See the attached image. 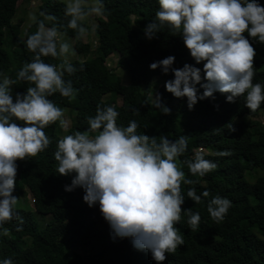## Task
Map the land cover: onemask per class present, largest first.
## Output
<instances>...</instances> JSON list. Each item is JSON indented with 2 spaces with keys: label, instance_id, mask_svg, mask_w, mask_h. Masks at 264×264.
I'll return each mask as SVG.
<instances>
[{
  "label": "clouds",
  "instance_id": "clouds-1",
  "mask_svg": "<svg viewBox=\"0 0 264 264\" xmlns=\"http://www.w3.org/2000/svg\"><path fill=\"white\" fill-rule=\"evenodd\" d=\"M64 5L67 25L47 10L29 13L36 31L24 33L22 43L30 58L15 74V79L0 72V235L8 237L5 225L16 221V232L23 231L25 223L18 211L19 197L13 195L17 186L18 161H29L45 152L53 143L45 131L59 122L67 131L69 122L64 109L50 97L59 94L69 102L78 89L66 79L79 69L69 60L77 52L64 39L66 27L75 33L77 41L86 40L96 25L90 18H106L104 0H60ZM155 17L144 27V37L158 39V33L167 28L171 36L180 37L195 65L185 63L173 67L176 57L169 55L149 64L150 70L170 72L174 78L164 84L165 90L177 99L186 98L189 111L202 100L214 99L215 93L225 95L227 103L243 97L245 107L255 113L264 104V83H253L256 76L253 46H264V5L259 0H157ZM49 24L51 26H49ZM58 63H47L45 58ZM203 73V75H202ZM18 82L27 84L24 92H15ZM197 85L203 89L199 92ZM154 107L161 114L171 115V108L163 103L162 94H156ZM219 106L217 105V108ZM133 116L140 108L131 109ZM120 112L115 105L97 104L95 115L86 117L87 128L75 129L55 141L52 153L57 162V173L71 177L65 192L83 190V201L91 208L99 205L103 219L108 223L115 240L129 239L134 249L150 254L156 264H163L168 254L175 253L184 244L177 225L185 216L188 228L196 232L201 214L184 209L182 185H195L198 180L186 178L182 165L191 176L204 177L215 171L218 164L196 153L192 159L180 160L188 151V135L170 139L168 134L148 135L138 131L136 119L127 125L118 123ZM146 127V126H145ZM229 131H235L232 124ZM218 157L231 155L219 150ZM186 196L195 204L206 203L210 219L222 223L233 202L208 190L197 194L188 187ZM0 264H16L12 256L0 259Z\"/></svg>",
  "mask_w": 264,
  "mask_h": 264
},
{
  "label": "trees",
  "instance_id": "trees-1",
  "mask_svg": "<svg viewBox=\"0 0 264 264\" xmlns=\"http://www.w3.org/2000/svg\"><path fill=\"white\" fill-rule=\"evenodd\" d=\"M19 0H0V72L15 79L16 72L30 58L22 43L21 24L13 19L18 12ZM106 18H99L96 27L98 46L93 51L90 43L75 42L76 50L93 58L72 62L78 69L84 64V71H77L71 77L78 94L69 102L59 94L50 97L63 109L76 111V120L68 133L87 128L86 117L95 115L97 104L115 105L120 112L118 123L127 125L131 119L140 122L138 131L148 135L168 134L170 139L188 135V151L183 159H192L197 150L206 159L215 161L218 168L204 177L191 176L187 166L182 165L186 178L198 180L195 185H182L185 203L182 208H191L201 214L199 230L191 231L186 217L177 225L184 238V244L175 253L168 254L163 264H264V124L256 120L264 104L255 113L245 107L244 98L227 103L225 95L215 93L214 99L199 101L189 111L186 98L177 99L165 90L164 84L173 79L170 72L162 74L158 68L150 70L149 64L169 55L176 57L173 67L194 64L180 37L171 36L167 28L158 33V39L151 41L144 37L143 29L155 17L157 0H104ZM264 5V0H259ZM64 5L60 0H44L40 11L47 10L59 18L61 25H67ZM49 26H51L49 24ZM36 31L31 25L27 33ZM75 37L66 27L61 32ZM257 55L254 60L256 76L253 83H264V46L255 44ZM118 54L117 66L126 71L130 84L124 85L122 78L109 68L107 61L112 54ZM47 63H58L45 58ZM203 68V64L195 65ZM203 75V73H202ZM160 78L163 85V103L171 108V115L165 116L154 107L151 96L154 80ZM27 84L18 82L15 92H24ZM202 94L203 89L197 85ZM109 96L108 99H105ZM117 98L122 103H117ZM217 105L219 106L217 108ZM140 108V115L133 116L131 109ZM232 124L235 131H229ZM146 126V127H145ZM59 122L45 129L53 138L48 150L29 161H18L17 186L21 197L24 189L33 197L19 200L17 208L25 223L22 232H16L17 222L5 225L10 229L8 237L0 235V259L12 256L16 264H156L147 252L133 248L129 239L115 240L110 235L108 223L103 219L99 205L89 207L82 199L83 190L77 188L69 193L64 185L71 183V177L58 175L57 162L52 153L59 134ZM219 150H229L231 155L218 157ZM188 187H195L197 194L208 190L233 202L226 219L214 223L206 210V203L195 204L187 198ZM49 218L44 227L39 217Z\"/></svg>",
  "mask_w": 264,
  "mask_h": 264
},
{
  "label": "rangeland",
  "instance_id": "rangeland-1",
  "mask_svg": "<svg viewBox=\"0 0 264 264\" xmlns=\"http://www.w3.org/2000/svg\"><path fill=\"white\" fill-rule=\"evenodd\" d=\"M44 3V0H19L18 2V12L16 13L13 22L14 23H20L21 26V38H24V33L28 30V28L33 25L29 19V13H36L38 16V13L40 11V6ZM90 25H96L98 26L99 24V17H92L90 18ZM65 40H67L69 43H72L73 46L76 49L75 46V42L76 40L70 36L67 35L64 37ZM87 43H90L93 46V51L96 50V47L98 46V39L96 36L95 32H90L89 37L84 40ZM77 55L76 56H70L69 60L70 62H76V61H85L87 59L93 58L95 53H91L88 56H85L83 53L80 54L77 50ZM118 54H112L107 61V64L109 66L110 69H112L113 72H115L118 76H120L122 78V81L124 83V85H129L130 84V78L129 75L126 73L125 70L119 68L117 66V62H118ZM163 85V81L160 78H157L154 80V84H153V90L151 93V96L155 99L156 94H158L161 90V87ZM109 96H107L105 99H108ZM117 103L121 104L122 103V99L121 98H117ZM65 112V118L68 120L69 122V128L72 126V124L75 122L76 120V111L71 109V108H65L64 109ZM256 120L262 122L264 124V110H261L259 112V115L257 116ZM68 128V130H69ZM68 130L65 131L63 129H61L59 127V134L62 137L63 135H66L68 133ZM196 153H206L205 150H197ZM19 193V188L15 189V192L13 193V195ZM19 197V195H18ZM19 200H24L25 198L29 200L30 204H33V197L31 194H29V192H27L26 189H24L23 193L21 194V197H19ZM49 221V218L47 216L45 217H39V223L42 227H44L46 225V223Z\"/></svg>",
  "mask_w": 264,
  "mask_h": 264
}]
</instances>
